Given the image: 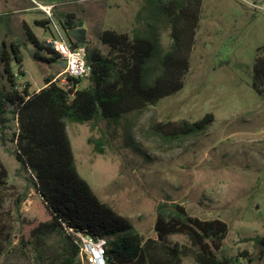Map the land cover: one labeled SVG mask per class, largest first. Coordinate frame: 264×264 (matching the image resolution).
Wrapping results in <instances>:
<instances>
[{"label":"rangeland","instance_id":"rangeland-1","mask_svg":"<svg viewBox=\"0 0 264 264\" xmlns=\"http://www.w3.org/2000/svg\"><path fill=\"white\" fill-rule=\"evenodd\" d=\"M171 1L0 0V50L3 42L8 47L11 43L20 46L24 74L15 62L12 69L17 83H29L35 92L47 77L62 69V62H36L24 26L48 41L58 37L54 23L63 32L59 18L69 13L86 30L87 48L105 51L99 41L105 30L151 41L155 52L144 72L150 86L171 48L163 12L164 4ZM38 2L55 5L52 20ZM41 20L54 22L42 27L36 24ZM72 42L79 39L72 38ZM260 48H264V14L237 0H203L190 71L181 92L118 122H105L101 128L108 130L106 135L93 122H67L81 177L144 238H157L155 223L160 211L169 216L172 206L180 205L190 216L228 224L219 257L238 258L240 264H264L263 248L255 242L264 236V99L251 86ZM88 84L84 79L80 88ZM210 113L214 122L201 132L167 141L153 130L160 122L180 127ZM17 129L12 121L5 131V143L0 140V160L8 172L7 184L0 186V219L12 236L0 264H61L57 236L33 237V231L51 216L31 172L16 159L13 139ZM98 140L103 141L102 154L94 150ZM164 204L168 207L160 210ZM169 241L182 244L186 239L175 235ZM81 262L86 264L85 258ZM184 264L196 263L186 258Z\"/></svg>","mask_w":264,"mask_h":264},{"label":"trees","instance_id":"trees-1","mask_svg":"<svg viewBox=\"0 0 264 264\" xmlns=\"http://www.w3.org/2000/svg\"><path fill=\"white\" fill-rule=\"evenodd\" d=\"M203 10V0H172L164 4L171 38V48L164 55L153 85H146L144 72L153 57L155 46L140 36L115 30H105L99 41L105 48H87L86 37L73 43L68 31L82 28L73 14H63L59 23L74 46L87 48L90 67L89 84L80 88L82 80H70L72 89L55 77H47L44 87L30 91V84L17 83L12 63L22 69L20 46L3 42L0 50V140L5 143V131L14 121L18 127L13 141L16 159L32 174V181L49 212L50 221L39 225L33 237H58L62 249L61 264H82L78 234L107 242L108 264H184L186 258L196 264H240L238 258L219 257L229 226L220 219L203 220L190 216L184 207L173 205L169 216L159 212L156 239L144 238L132 223L110 205L100 200L77 168L67 122H93L103 135L108 130L101 122H118L124 116L157 105L162 99L181 92L190 71L191 54L195 46ZM37 25L47 27L51 21ZM32 57L38 63H55L61 56L49 41L40 40L25 24ZM252 89L264 99V48L257 53ZM214 122V115L176 127L172 122H160L153 130L169 141L204 131ZM170 127H174L169 130ZM92 144V141H89ZM94 150L103 153V141L94 143ZM8 172L0 160V186H5ZM168 205L160 206V210ZM181 235L185 243H171L169 237ZM12 236L0 219V257L11 244ZM263 249L264 236L255 240ZM246 254V253H245ZM253 260L250 259L249 263Z\"/></svg>","mask_w":264,"mask_h":264},{"label":"built area","instance_id":"built-area-1","mask_svg":"<svg viewBox=\"0 0 264 264\" xmlns=\"http://www.w3.org/2000/svg\"><path fill=\"white\" fill-rule=\"evenodd\" d=\"M250 10L264 14V0H237ZM44 9V12L52 20L51 10ZM54 22V21H51ZM55 31L58 37L49 40L52 48L61 56L64 64L63 72L55 79L68 89H72V80H84L90 74V67L86 61L87 48L85 46H74L56 24ZM80 244V258H85L86 264H108L107 262V242L104 239L95 240L87 235L78 234Z\"/></svg>","mask_w":264,"mask_h":264},{"label":"water","instance_id":"water-1","mask_svg":"<svg viewBox=\"0 0 264 264\" xmlns=\"http://www.w3.org/2000/svg\"><path fill=\"white\" fill-rule=\"evenodd\" d=\"M68 35L71 38H85L86 37V30L83 28L73 29L68 31ZM105 120L101 122V126L104 128Z\"/></svg>","mask_w":264,"mask_h":264},{"label":"crops","instance_id":"crops-1","mask_svg":"<svg viewBox=\"0 0 264 264\" xmlns=\"http://www.w3.org/2000/svg\"><path fill=\"white\" fill-rule=\"evenodd\" d=\"M32 1L35 2V0H32ZM38 5H39V7H40L42 10H44V9H49V8L55 6L54 4H43V3H39V2H38ZM56 7H57V6H56ZM75 17H76V16H75ZM37 22H38V21H37ZM36 24H37V23H36ZM48 41H49V40H48ZM60 62H62V69L56 73V75L54 76L55 79H56V78H57V77L63 72V70H64V64H63V61L60 60ZM43 87H44V86H43ZM43 87H41V88H39L38 90H36V92L39 91V90H41Z\"/></svg>","mask_w":264,"mask_h":264}]
</instances>
